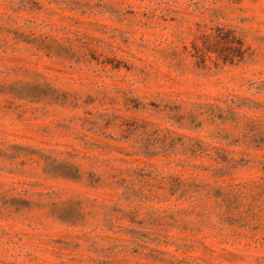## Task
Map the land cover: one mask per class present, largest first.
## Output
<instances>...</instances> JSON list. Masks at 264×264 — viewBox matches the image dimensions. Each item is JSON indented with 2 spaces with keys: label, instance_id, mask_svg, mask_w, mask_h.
I'll list each match as a JSON object with an SVG mask.
<instances>
[{
  "label": "rangeland",
  "instance_id": "374dc122",
  "mask_svg": "<svg viewBox=\"0 0 264 264\" xmlns=\"http://www.w3.org/2000/svg\"><path fill=\"white\" fill-rule=\"evenodd\" d=\"M0 264H264V0H0Z\"/></svg>",
  "mask_w": 264,
  "mask_h": 264
}]
</instances>
